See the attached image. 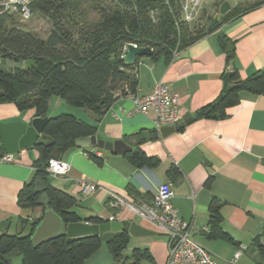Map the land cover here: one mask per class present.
Listing matches in <instances>:
<instances>
[{
  "label": "crops",
  "instance_id": "1",
  "mask_svg": "<svg viewBox=\"0 0 264 264\" xmlns=\"http://www.w3.org/2000/svg\"><path fill=\"white\" fill-rule=\"evenodd\" d=\"M221 34L234 48V65L242 79L264 69L262 4L168 62L164 58L157 61L141 58L136 67L138 95L150 94L154 85L162 82L180 96L179 117H195L198 110L216 100L226 87L224 74L229 68V56L221 45ZM51 106L52 99L48 118L53 117ZM133 108L129 97H121L99 122L84 109L74 114L97 127L98 139L126 140L157 159L156 167L136 168L125 155L74 147L60 156L70 165V171L66 176L50 175V185L76 198L74 211L85 222L89 217L108 219L119 212L110 208L105 192L83 196L81 181L95 183L135 203H149L159 186L169 183L174 190L172 204L178 217L195 226L193 239L218 264H227L239 246L246 247L239 264H264V95L244 92L241 102L227 111V118L194 120L166 137L156 133L151 114L130 116ZM34 113V110L20 112L14 103L0 104V122L28 121ZM16 157L15 163H0V231L26 235L35 220V210L20 207L18 196L34 176L38 152L31 148ZM171 170H176V174ZM213 199L218 200L222 216L217 230L210 225L209 207ZM126 220L156 231L152 224L134 214L127 215ZM156 232V236H131L123 255L129 257L134 250H147L152 260H142L139 264H167L166 237ZM127 250L129 253H125ZM84 264H114V260L93 256Z\"/></svg>",
  "mask_w": 264,
  "mask_h": 264
},
{
  "label": "trees",
  "instance_id": "2",
  "mask_svg": "<svg viewBox=\"0 0 264 264\" xmlns=\"http://www.w3.org/2000/svg\"><path fill=\"white\" fill-rule=\"evenodd\" d=\"M68 1L30 0V11L41 14L51 23L46 39L19 28L16 15L20 13L0 4V59L15 63L13 68L0 63V104L14 103L20 112L34 110L39 117H48L49 102L56 97L101 118L116 100L138 93L136 67L141 58L133 65H127L123 60L127 44L149 47L153 50L150 59L164 58L168 62L175 54L264 4L257 3L245 11L232 8L219 20L209 18L207 32L202 29L192 32L182 17L185 0H106L111 6L92 23L81 22L69 14ZM220 42L225 49L230 41L221 34ZM27 61L34 64L28 69L18 67ZM228 62L231 70L224 74L225 89L216 100L195 113V120L227 118V111L241 102L244 92L264 95V69L242 79L234 65V56H229ZM96 134V126L76 116L61 114L48 118L43 135L54 143L35 146L38 152L35 173L19 193L20 207L35 209L39 206L40 194L34 193V187L37 182H42L47 187L49 199V206L44 209L56 212L66 224L82 222L74 211L76 198L52 187L47 169L55 148H59L62 155L74 148L78 139ZM5 154L1 144L0 158ZM125 157L136 168L158 165L157 159L147 156L139 148ZM171 172L176 174V170ZM209 211L212 229H220L222 216L217 199H213ZM85 222L102 224L103 220L89 217ZM38 224L39 221L34 220L30 233L26 235L0 231V264H14L16 258H21L19 264H84L103 245L99 237L90 236L72 243L66 238H57L33 248L31 236ZM130 239L127 232H122L107 243L114 264H139L142 260H152L147 250L137 249L131 256H124Z\"/></svg>",
  "mask_w": 264,
  "mask_h": 264
},
{
  "label": "built area",
  "instance_id": "3",
  "mask_svg": "<svg viewBox=\"0 0 264 264\" xmlns=\"http://www.w3.org/2000/svg\"><path fill=\"white\" fill-rule=\"evenodd\" d=\"M189 0H185L188 5ZM193 6L197 3L191 0ZM30 0H9L4 4L7 9L18 11L24 19H29L31 11ZM185 8V19L190 20V13ZM177 55V54H175ZM174 55V56H175ZM134 108L129 115L151 114L153 116L155 130L160 134L164 127H174L181 119L179 117L180 96L162 82H157L150 94L140 96L129 94ZM17 154H5L0 158V163H15ZM99 155V154H98ZM47 171L51 176H66L70 171V165L61 159H51ZM81 194L90 196L98 191L107 193L109 206L119 214H112L108 219L101 218L103 223L124 221L127 215L134 214L153 225L156 231L164 235L167 240L168 261L167 264H218L212 255L193 239L195 226L178 217L172 204L174 190L171 184L165 183L159 186L156 195L149 203H135L121 198L114 192L106 190L95 183L81 181ZM246 250L245 246H239L227 264H239L241 255Z\"/></svg>",
  "mask_w": 264,
  "mask_h": 264
},
{
  "label": "water",
  "instance_id": "4",
  "mask_svg": "<svg viewBox=\"0 0 264 264\" xmlns=\"http://www.w3.org/2000/svg\"><path fill=\"white\" fill-rule=\"evenodd\" d=\"M218 19V16H216ZM233 46L227 43L226 52L230 57H233ZM153 50L149 47H138L133 44H127L123 51V60L129 66L133 65L138 58L150 57ZM1 64H5L10 68L15 67L13 61L1 60ZM33 61H27L18 67L28 69ZM228 70H231L229 68ZM86 113L96 122L100 118L93 112L85 110ZM195 120L194 116L186 115L182 117L174 127H164L161 129V136L166 137L173 134L186 125ZM48 121V117H39L36 113L28 121L0 122V142L6 154H18L21 151L35 148L36 145L45 144L52 145L54 142L43 135V129ZM75 147L78 149L97 148L112 152L115 155H126L127 153H135L137 151L132 145L123 140L114 142H106L98 139L97 136L78 139L75 142ZM61 152L59 148H55L52 152V159H60ZM46 185L42 182H37L34 187V193L40 194L38 207L35 210V220L39 221L31 236L33 248H37L43 243L49 242L57 238H66L68 243L96 236L104 243L111 242L118 234L127 232L132 237L156 236L157 232L144 228L136 221L124 220L105 222L102 224H90L87 222H78L66 224L64 220L53 210L44 209L49 206V199L46 195ZM264 245V244H262Z\"/></svg>",
  "mask_w": 264,
  "mask_h": 264
},
{
  "label": "rangeland",
  "instance_id": "5",
  "mask_svg": "<svg viewBox=\"0 0 264 264\" xmlns=\"http://www.w3.org/2000/svg\"><path fill=\"white\" fill-rule=\"evenodd\" d=\"M9 0H0V4H8ZM193 2L197 3V6L194 7L191 0L187 3H184V13L182 17L184 18L185 8L188 6L187 10L190 13L193 9V13L191 14L190 20H187V25L189 29L193 32L195 30H204L207 32L210 29V21L209 18L213 19L216 16H224L228 10L232 8L238 7L240 11H245L249 7L262 3L264 0H193ZM110 3L106 0H70L68 1V11L69 14L75 16L78 20L85 23L96 22L104 9H108L110 7ZM16 19L18 22V26L21 29L32 32L41 39H46L51 30V23L49 19L45 18L41 14L37 12H31L30 18L24 19L21 15H16ZM56 100H60L56 97L52 98V106L51 112L53 117H57L61 114H69L75 116L80 110H83L78 107H74L72 105L67 104L65 101L60 100V104L58 105ZM75 113V114H74ZM82 113H80L81 116ZM84 117V115H83ZM1 145V142H0ZM139 221V219H137ZM12 234H15L14 232ZM127 250L125 253H129ZM131 254V251H130ZM93 256H101L107 257L110 260H113L111 256L107 243L103 242L101 249L96 252ZM92 256V257H93ZM21 258H16L14 264H19Z\"/></svg>",
  "mask_w": 264,
  "mask_h": 264
}]
</instances>
